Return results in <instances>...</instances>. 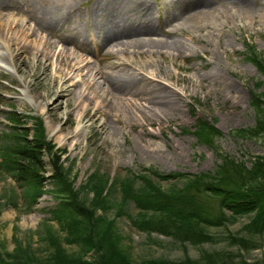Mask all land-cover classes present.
Here are the masks:
<instances>
[{
    "label": "rangeland",
    "instance_id": "rangeland-1",
    "mask_svg": "<svg viewBox=\"0 0 264 264\" xmlns=\"http://www.w3.org/2000/svg\"><path fill=\"white\" fill-rule=\"evenodd\" d=\"M10 1L31 4L40 10L39 6L49 0ZM145 1L152 6L156 24L162 23L158 6L168 4L170 0ZM12 3L8 2V6L0 10L2 23L7 17H15L24 20L26 26H33V21L13 8ZM90 3L91 0L79 1L76 10L84 13ZM209 3L214 9L211 15L203 16L195 24L181 23L177 33L170 37L179 43V51L168 56L157 53L137 56L129 48L125 55L115 54L111 59L101 61L105 50L99 46L97 37L87 39L84 32L77 35L71 22L61 27L64 34L85 44L88 51L75 49L71 44L68 47L88 62V68L110 72L109 61L124 60L128 65L126 69L137 77L135 86L154 84L176 90L177 110L162 111L156 116L142 118L141 111L135 106L132 112L115 104L99 108L93 99L88 116L93 113L103 115L91 125L88 116L79 119L84 110L78 108L80 99L74 95L75 90H84L87 97L93 94V90H85L80 77L75 78L73 85L65 78H59L65 82L62 87L70 90L47 96L43 86L27 87L40 74V68L33 64L35 56L31 51L26 49L20 54L26 63L19 64L18 70L9 56L10 51L16 53V50L0 44V147L16 134L27 133L24 136L28 139L42 135L44 142L55 150L86 206L96 199L94 190L102 188L100 193L107 204L105 210L96 209L95 215L113 220L118 246L133 264H141L146 259H163L169 264H264V228L255 231L249 226L253 213L231 217L230 212L224 210L228 217L221 225L204 228L211 239L178 241L171 236L138 229L134 220L147 219L152 213L122 195L123 183L134 182L135 189H139L143 174L162 189L169 190L182 187L189 176L213 172L220 163V156L227 155L249 166L255 156L264 155V131L252 136L237 132L253 128L259 116L251 104L252 95H258L264 102V73L251 61L264 65V0H238L235 3L209 0ZM242 4L246 6L242 7ZM30 38L56 41L48 30L37 31ZM36 57L48 65L46 81L50 83L54 66L42 55ZM209 71L219 72L216 81L208 77ZM63 73L61 71L59 75L62 77ZM99 89L94 86V90L102 94ZM38 101L46 102L42 109L38 108ZM89 101L86 98L85 103ZM140 101L143 102L137 100ZM52 112L53 117L49 116ZM48 121L56 130L60 128L72 134L59 142L57 133L49 131ZM103 121L110 131H99ZM200 121L205 123V128L198 126ZM50 159L43 152L42 191L34 202L27 201V191L13 173L0 168V253L11 252L19 242L28 246L34 257H47L52 250L45 228L51 225L64 252L79 254L78 244L66 241V231L60 228L51 212L57 208L59 199L53 194L55 186L50 178ZM155 173L185 176L162 179ZM92 174L94 176L89 180ZM208 201L216 210V202ZM92 255L93 252L88 251L84 259H90Z\"/></svg>",
    "mask_w": 264,
    "mask_h": 264
},
{
    "label": "trees",
    "instance_id": "trees-1",
    "mask_svg": "<svg viewBox=\"0 0 264 264\" xmlns=\"http://www.w3.org/2000/svg\"><path fill=\"white\" fill-rule=\"evenodd\" d=\"M251 61L264 73L262 63ZM251 104L259 116L253 128L237 130L238 135L252 136L264 131V102L253 94ZM198 126L205 128V123L200 121ZM206 128L217 132L211 127ZM25 134H16L0 147V168L12 172L19 185H23L22 188L27 191V201L34 202L42 191L43 152L51 157L50 178L55 186L53 194L59 199L57 208L51 212H54L60 228L66 231V241L78 244L79 254L64 252L59 237L49 225L45 228V235L52 252L47 257L36 258L28 246L16 242L11 252L0 253V264H133L118 246L113 220L95 215L96 209L105 210L107 204L100 193L102 188L94 190L96 199L86 206L55 150L44 142L42 135L28 139ZM93 176L88 179L91 180ZM155 176L170 179L185 175L155 173ZM189 177L182 187L169 190L162 189L145 174L141 175L139 189H135L134 182L125 181L121 189L123 198L133 200L139 208L152 213L147 219L134 220V225L145 232H157L178 241L198 242L211 239L204 230L205 226L221 225L228 217L227 210L231 217L253 213L249 226L254 227L255 231L264 228V155L255 156L249 166L227 155L220 156V163L213 172ZM208 199L216 202L217 211ZM88 251H92L93 255L86 260L84 255ZM141 264L169 263L163 259H146Z\"/></svg>",
    "mask_w": 264,
    "mask_h": 264
},
{
    "label": "bare ground",
    "instance_id": "bare-ground-1",
    "mask_svg": "<svg viewBox=\"0 0 264 264\" xmlns=\"http://www.w3.org/2000/svg\"><path fill=\"white\" fill-rule=\"evenodd\" d=\"M79 1L83 0H49L42 6L40 5L41 8L39 6L40 10H37L31 4L0 0V10L8 6V2H11L13 8L23 12L29 20L33 21V26L30 27L29 24L26 26L24 20H17L15 17H7L4 23L0 20V44L16 50V53L10 51L9 56L17 65V69L19 70V64L26 63V60L20 55L26 49L35 56L33 60L35 68H40L38 77L27 87L43 86L47 89L46 95L52 96L58 92L70 90L68 87L66 89L62 87L65 82L60 81L59 78H65L66 82L73 85L75 78L80 77L85 90H93V94L92 97H87L84 90H75L74 95L80 99L78 108L84 110L82 114H79V119L88 116V107L93 99L99 108L103 105L112 106L115 104L118 108L125 106L128 112H132L134 106L138 107L142 118L159 115L162 111L177 110L175 96L178 93L176 90L170 86V89L166 90L161 85L154 84L141 88L135 86L134 82L137 77L134 72L126 69L128 65H125L124 60L121 62L109 61L107 66L111 69L110 72L101 69L93 70V67L88 68V62H85L83 57L78 56L74 50L71 51L68 47V44H71L75 49L88 51L84 47L85 44L64 34L61 27L63 24L71 22L77 35L84 32L87 39L97 37L99 46L105 50L104 56L99 59L101 61L111 59L115 54L125 55L129 48L137 56L147 53L168 56L173 52L178 54L179 43L170 37L177 33L181 23L195 24L203 16L211 15L214 12L209 0H170L168 4L159 5L158 12H162L163 19L162 23L158 21V24L153 18L152 6L145 0H91L84 13L76 10L75 6ZM229 1L235 3L238 0ZM245 6L246 4H242V7ZM72 18H74L73 21ZM46 30L52 32L57 44L48 38H30L37 31ZM157 35H163V37L158 38ZM38 54L54 66V77L50 83L46 81L48 65L36 57ZM85 69L86 73L84 74ZM61 71L64 72L62 77L59 75ZM218 73V71H209L208 77L216 81ZM95 85L100 88L102 94L94 90ZM58 88L60 89L58 90ZM126 96L130 98H126ZM86 98L90 100L87 104L85 103ZM139 99L143 102H137ZM65 102H69V97L65 99ZM45 104L46 102L38 101V108L42 109ZM50 115L53 117L54 113L52 112ZM102 115V113H99L98 116L95 113L89 115L91 125ZM47 127L50 132L57 133L56 139L59 142L64 141L72 134L70 131L63 132L60 128L56 130V127L49 121ZM103 130H109L106 121L99 125V131L103 132Z\"/></svg>",
    "mask_w": 264,
    "mask_h": 264
}]
</instances>
